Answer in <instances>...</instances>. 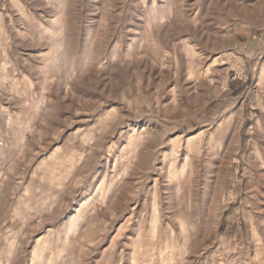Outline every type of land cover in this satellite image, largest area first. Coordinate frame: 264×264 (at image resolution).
Wrapping results in <instances>:
<instances>
[{
  "label": "rangeland",
  "instance_id": "obj_1",
  "mask_svg": "<svg viewBox=\"0 0 264 264\" xmlns=\"http://www.w3.org/2000/svg\"><path fill=\"white\" fill-rule=\"evenodd\" d=\"M0 264H264V0H0Z\"/></svg>",
  "mask_w": 264,
  "mask_h": 264
}]
</instances>
